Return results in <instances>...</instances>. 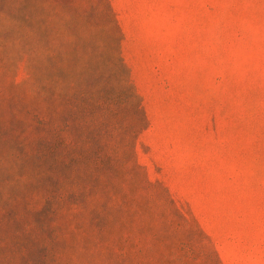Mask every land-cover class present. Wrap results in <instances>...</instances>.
I'll return each instance as SVG.
<instances>
[{
	"label": "rangeland",
	"instance_id": "obj_1",
	"mask_svg": "<svg viewBox=\"0 0 264 264\" xmlns=\"http://www.w3.org/2000/svg\"><path fill=\"white\" fill-rule=\"evenodd\" d=\"M0 264H264V0H0Z\"/></svg>",
	"mask_w": 264,
	"mask_h": 264
}]
</instances>
